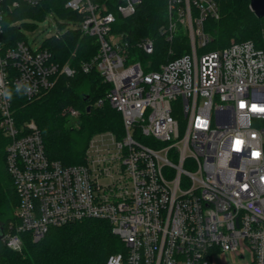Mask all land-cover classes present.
I'll return each instance as SVG.
<instances>
[{
    "label": "built area",
    "instance_id": "1",
    "mask_svg": "<svg viewBox=\"0 0 264 264\" xmlns=\"http://www.w3.org/2000/svg\"><path fill=\"white\" fill-rule=\"evenodd\" d=\"M41 1L0 0V132L17 200L0 219V245L20 252L26 237L37 243L52 228L101 219L123 246L105 264H264V52L250 41L207 50L216 0H166L158 35L170 44L181 31L189 50L154 69L135 53L151 57L154 39L130 42L113 28L142 0H67L80 19L58 25L97 42L80 70L109 86L94 106L119 113L122 133L93 135L84 163L62 166L46 157L34 122L16 126L2 94L19 84L33 101L74 75L46 48L1 38L8 15ZM61 114L77 125V110Z\"/></svg>",
    "mask_w": 264,
    "mask_h": 264
},
{
    "label": "trees",
    "instance_id": "2",
    "mask_svg": "<svg viewBox=\"0 0 264 264\" xmlns=\"http://www.w3.org/2000/svg\"><path fill=\"white\" fill-rule=\"evenodd\" d=\"M67 0H42L37 6L21 4L3 22V39L6 46L25 40L19 32L21 22L43 19L51 13L68 23L76 24L80 16L64 8ZM250 0H216L219 17L207 19L205 31L211 37L207 50H219L233 42L250 41L264 52V21L249 10ZM166 0H142L134 14L127 19H117L114 32H120L134 42L145 37L155 41L151 57L135 52L144 61H155L154 69L160 63L188 52L187 38L180 31L168 44L158 35V29L165 24ZM59 66L68 65L74 70L72 77L59 76L54 86L39 99L29 101L21 92H12L11 110L16 126L32 121L38 128L44 153L51 161L62 166L81 165L89 139L100 132L122 133L121 117L107 104L100 107L94 103L103 98L109 86L94 70L81 72L83 63L97 53L94 38L82 35L77 29L68 28L58 35L49 37L44 45ZM88 99L84 101V98ZM71 107L79 112L77 125H68L61 113ZM89 107V111H86ZM7 140L0 132V219L11 217L16 204L12 181L5 166ZM123 251L119 239L112 234L108 222L101 219L52 228L37 243L27 237L20 252H13L0 245V264H105L113 253Z\"/></svg>",
    "mask_w": 264,
    "mask_h": 264
},
{
    "label": "rangeland",
    "instance_id": "3",
    "mask_svg": "<svg viewBox=\"0 0 264 264\" xmlns=\"http://www.w3.org/2000/svg\"><path fill=\"white\" fill-rule=\"evenodd\" d=\"M58 23H68V22L64 19L54 16L51 13H47L45 17H43V19H38V20L28 19L19 22L18 25L20 26L19 32L23 35V38L25 39L27 45L32 50H37L41 48L44 45L45 40L48 37L52 36L56 31L62 33L65 30L60 28ZM68 24H70L72 27L74 26L72 22ZM231 42H233V40H231L229 43ZM181 117L182 116L178 118L180 121L182 119ZM221 260L222 261L224 260L230 264L246 263L245 261H238L232 259L231 256L221 257Z\"/></svg>",
    "mask_w": 264,
    "mask_h": 264
},
{
    "label": "water",
    "instance_id": "4",
    "mask_svg": "<svg viewBox=\"0 0 264 264\" xmlns=\"http://www.w3.org/2000/svg\"><path fill=\"white\" fill-rule=\"evenodd\" d=\"M249 8L255 17L262 19L264 21V0H250ZM262 39H264V30H262ZM88 98L85 97L84 101ZM86 111H89V107H87ZM0 236H1V229H0Z\"/></svg>",
    "mask_w": 264,
    "mask_h": 264
},
{
    "label": "clouds",
    "instance_id": "5",
    "mask_svg": "<svg viewBox=\"0 0 264 264\" xmlns=\"http://www.w3.org/2000/svg\"><path fill=\"white\" fill-rule=\"evenodd\" d=\"M24 87H25V91L26 92H30L31 91V87H29L27 85H25ZM15 90H16L17 93L20 92V85L19 84L16 86V89ZM2 94H3V96L6 99H8V100H11L12 99V92L10 90L5 89Z\"/></svg>",
    "mask_w": 264,
    "mask_h": 264
},
{
    "label": "snow or ice",
    "instance_id": "6",
    "mask_svg": "<svg viewBox=\"0 0 264 264\" xmlns=\"http://www.w3.org/2000/svg\"><path fill=\"white\" fill-rule=\"evenodd\" d=\"M253 107L255 108V106H253ZM260 111H264V109H260ZM240 143H241L240 141H237V145H239Z\"/></svg>",
    "mask_w": 264,
    "mask_h": 264
}]
</instances>
